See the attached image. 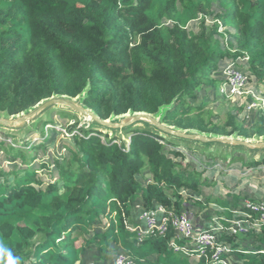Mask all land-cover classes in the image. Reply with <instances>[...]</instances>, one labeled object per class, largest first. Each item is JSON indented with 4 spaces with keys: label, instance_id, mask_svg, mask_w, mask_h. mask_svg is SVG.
<instances>
[{
    "label": "trees",
    "instance_id": "16d2710c",
    "mask_svg": "<svg viewBox=\"0 0 264 264\" xmlns=\"http://www.w3.org/2000/svg\"><path fill=\"white\" fill-rule=\"evenodd\" d=\"M196 21L198 29H190ZM238 65L249 84L264 89V0H0V112L8 115L89 87L84 103L104 119L166 106L163 120L171 125L264 136V109L252 127L238 118L244 105L221 125L208 102L192 101L200 88L223 85L224 72ZM60 114L77 120L70 127L77 132L55 157L53 179L31 166L45 144L6 148L9 163L26 167L0 168V248L19 264H83L90 251L104 261L118 249L140 264H220L210 248L200 255L176 251L172 243L185 241L172 227L139 239L130 227L134 206L140 200L146 209L180 213L190 202L200 207L198 216L215 206L216 214L233 218V209L244 211L240 193L207 195L203 171L178 143L149 129H133L127 141L79 127L72 112ZM243 164L262 167L264 157ZM221 242L230 245L223 254L229 264H264V226L224 234ZM0 264H8L7 254Z\"/></svg>",
    "mask_w": 264,
    "mask_h": 264
},
{
    "label": "rangeland",
    "instance_id": "374dc122",
    "mask_svg": "<svg viewBox=\"0 0 264 264\" xmlns=\"http://www.w3.org/2000/svg\"><path fill=\"white\" fill-rule=\"evenodd\" d=\"M190 29H198V21L192 22L189 26ZM245 60L241 59V62ZM239 68H243L242 65H238ZM226 72V71H225ZM224 74L226 75V73ZM254 81L248 85L247 95L241 96H228L221 92L223 85L216 88L202 87L197 91L198 99L192 100L194 104H199L201 101L208 102L207 109L213 110L212 121L224 125L228 121V112L238 113V107L244 105L243 111L238 115L239 120L243 121L248 127L254 126L259 120L262 111L264 109V89L257 85H254ZM252 94L251 100L248 96ZM227 98H223V97ZM237 107V108H236ZM64 110H54L51 112L49 119L44 117L40 123L33 129L16 132L0 130V140L6 141L4 147H0V168L17 169L21 171L25 164H20L22 161L18 160V164L9 163L7 159L6 148L14 146L16 149L24 147L26 151L32 148L34 145L45 144L46 149L43 148L41 156L33 162L31 165L33 168L39 171L46 180L53 179L54 159L55 157H61L65 153V146L73 142L72 136L77 130L71 132L70 127L76 123V119L71 116L64 117L60 114ZM78 117V116H77ZM79 119V117H78ZM80 120V119H79ZM46 125L45 135L42 133V126ZM80 127V125H79ZM101 131V130H100ZM105 133V132H104ZM131 131L124 132L123 139L129 141ZM110 137L112 136L109 133ZM168 147H171L169 145ZM180 150L187 154L189 163L192 166H196L199 170L203 171L205 179L208 181L207 185L204 186L205 192L211 197H218L221 199H231L229 195L232 193H240L242 199L253 198L260 199L264 198V166L262 167H246L243 162L247 161V156L244 153L235 152L231 155H227V159L222 156L220 152L215 151V154L209 155L207 152H202L200 149L193 148L184 144L177 146ZM32 151V149H30ZM49 165V168H43L44 165ZM52 170V172L50 171ZM205 201V196H200ZM143 208L142 201L136 202ZM136 205V204H135ZM214 209L215 206H211ZM189 213L190 217L194 220L201 213L200 207L188 203L186 208L183 210ZM214 211L209 210L207 214L208 222L213 223L214 218L212 215ZM216 214V213H215ZM213 213V215H215ZM214 224V223H213ZM243 242L249 241L250 239H243ZM242 242V244H243ZM250 244V243H248ZM115 253L111 255L114 257ZM88 257H97L96 252H92Z\"/></svg>",
    "mask_w": 264,
    "mask_h": 264
},
{
    "label": "water",
    "instance_id": "95a60500",
    "mask_svg": "<svg viewBox=\"0 0 264 264\" xmlns=\"http://www.w3.org/2000/svg\"><path fill=\"white\" fill-rule=\"evenodd\" d=\"M88 91L89 87H86L76 97L54 94L14 115L0 112V130L24 132L35 128L46 117L49 119L52 111L64 110L79 117L80 127L95 128L110 133L111 137H122L124 132L135 128H144L175 143L200 149L209 155L215 154V151L220 152L225 159H227V155L235 152L246 154L247 162L264 157V136L244 137L238 134H214L171 125L163 120L166 106L161 107L156 114L130 110L119 115L113 114L104 119L95 110L85 105L84 100Z\"/></svg>",
    "mask_w": 264,
    "mask_h": 264
},
{
    "label": "built area",
    "instance_id": "2783aa9c",
    "mask_svg": "<svg viewBox=\"0 0 264 264\" xmlns=\"http://www.w3.org/2000/svg\"><path fill=\"white\" fill-rule=\"evenodd\" d=\"M226 82L221 88V92L228 96L247 95L249 80L245 71L238 66H230L226 70ZM244 211L233 209L236 215L233 218L224 217V222L220 219L216 225L209 227L199 226L187 213H180L159 205L153 209H139V217L146 225L147 232L159 231L166 233L170 227L174 229L177 239L185 241L184 246H180L176 241L172 246L176 251H183L186 254L197 252L204 254L206 249L212 250L211 257L213 263L229 264V260L223 254L230 251L228 243L221 242L224 234L243 236L247 235L254 227L264 226V198H245L242 202ZM241 215V216H240ZM141 237V235H140ZM114 264H140L128 253L119 252L115 256Z\"/></svg>",
    "mask_w": 264,
    "mask_h": 264
},
{
    "label": "crops",
    "instance_id": "0c3cea01",
    "mask_svg": "<svg viewBox=\"0 0 264 264\" xmlns=\"http://www.w3.org/2000/svg\"><path fill=\"white\" fill-rule=\"evenodd\" d=\"M138 205H139V203L138 204L136 203V205L134 206V215H133L132 220L130 222V227H131V229L136 230L138 232V234L142 236L145 232H147V230H146L147 228H146V225L144 224V222H142L141 219H140V217H139V209L137 207ZM210 210L213 211V209H210ZM213 213L215 214V212H213ZM213 213L210 216L212 217V219L214 218L213 219L214 220V222H213L214 224L211 223V222H208V220H207L208 211L205 212V213H203V214H201L200 216H198L196 219H194V221L199 226L206 227V228L209 227V226H211V225L212 226L213 225L215 226L216 225V221L219 218L222 221H224L223 218H222V216H219L218 214L213 215ZM139 239H141V237ZM248 243H250V244H248ZM254 244L255 243H253V241L249 240V241L243 242L242 245L244 247L252 248V247H254ZM92 252H95V251H90V252H88L85 255L83 264H114V260H115L116 254L119 253V252H124V251L118 249L117 252H115L114 257H110L108 260H104V261L103 260H99L98 257H90L89 258L88 255L90 253H92Z\"/></svg>",
    "mask_w": 264,
    "mask_h": 264
},
{
    "label": "clouds",
    "instance_id": "9594fccd",
    "mask_svg": "<svg viewBox=\"0 0 264 264\" xmlns=\"http://www.w3.org/2000/svg\"><path fill=\"white\" fill-rule=\"evenodd\" d=\"M0 254H7L8 264H19V257L13 256L10 250L0 248Z\"/></svg>",
    "mask_w": 264,
    "mask_h": 264
}]
</instances>
